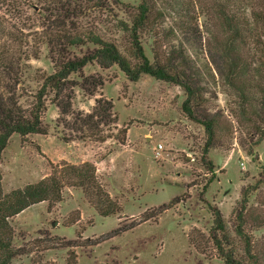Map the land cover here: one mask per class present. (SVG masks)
Masks as SVG:
<instances>
[{
	"label": "rangeland",
	"instance_id": "rangeland-1",
	"mask_svg": "<svg viewBox=\"0 0 264 264\" xmlns=\"http://www.w3.org/2000/svg\"><path fill=\"white\" fill-rule=\"evenodd\" d=\"M141 1L0 0L3 101L26 114L43 77L59 63L96 49L92 36L113 42L134 63L123 24H131ZM151 2L140 42L150 61L177 64L184 58L180 68L199 86L198 112L218 116L207 154L215 176L208 183L211 174L200 159L206 135L182 111V88L144 74L132 82L116 65L102 68L91 62L68 77L60 105L53 95L45 97L37 133L10 136L0 156L1 187L9 192L38 182L63 163L90 162L118 211L98 215L80 188L66 184L60 201L40 202L10 219L13 245L20 252L12 264H65L70 251L76 264H223L207 239L212 226L207 204L220 210L233 246L242 253L234 216L242 190L263 176L264 140L252 146L255 137L235 120L237 91L227 80L215 41L224 35L200 6L210 1ZM243 12L249 16L247 9ZM254 46L248 36L243 52L249 59L253 55L257 66L262 57L254 54ZM168 203L172 207L156 218L139 222ZM247 208L264 218V182L249 195ZM250 233L264 250V227ZM62 240L69 247H61Z\"/></svg>",
	"mask_w": 264,
	"mask_h": 264
},
{
	"label": "trees",
	"instance_id": "trees-1",
	"mask_svg": "<svg viewBox=\"0 0 264 264\" xmlns=\"http://www.w3.org/2000/svg\"><path fill=\"white\" fill-rule=\"evenodd\" d=\"M197 1L201 4L203 0ZM209 1L208 5L200 6L203 13H207L220 25L224 35L223 40L215 39V41L222 53L219 54V58L226 63L227 80L237 91L235 94L237 97L235 120L240 129L246 128L249 135L255 137L251 145L256 146L264 140V0ZM153 4L151 0H142L137 6V12L134 14L131 24L129 26L123 24L124 29L129 33L134 63L123 56L113 42L92 36V43L96 45V49L79 59L59 63L51 74L43 77L41 86L34 96V102L26 114L21 113L13 104L7 106L0 96V156L11 135L17 134L25 137L39 131L41 116L46 107L45 97L53 95L54 101L58 103L68 77L72 73L80 71L87 64L95 62L102 68L116 65L132 82H136L144 74L182 88L185 93V99L181 104L182 111L190 120L200 124L206 135L200 159L203 167L211 174L208 183L211 182L215 172L212 162L207 159V154L215 143L218 116L201 115L198 112L196 107L200 105L201 99L199 86H196L193 78L186 75L181 69L186 64L184 58L181 59V62L174 64L168 60L162 62L157 58L150 61L146 56L139 39V31L149 23ZM246 9L249 16L242 15ZM251 35L254 37V47H256L254 54L256 55L259 51V56L262 57L257 66L252 65L253 55L249 59L243 52L247 46L248 36L251 37ZM257 78L260 79L257 80ZM257 97L260 98L258 99L260 100L259 108L255 107ZM58 105L60 104L58 103ZM120 143L124 144V140H120ZM248 153H251L250 149ZM58 167L52 170L49 176L38 182L26 184L22 188H15L9 192L2 190L0 172V264H12L13 259L20 254L19 249L13 245L14 230L10 219L40 202L48 201L49 204H52L60 201L62 189L66 184L80 188L88 201L95 207L98 215L108 216L117 213L118 208L99 183L92 163L83 162L79 165L63 163ZM260 174L263 175L261 179L242 190L240 205L234 216V232L242 242L241 254H238L226 232L225 221L220 210L214 205L207 204L212 216V226L208 230L207 239L223 264H264V250L257 248V245L260 244L250 233L254 228L264 227V218L260 219L257 214L249 213L247 208L249 195L264 182V166H261ZM205 188L206 185L202 190L204 191ZM171 204L168 203L157 208L152 215L143 214L139 222L156 218L160 213L172 207ZM139 222L118 231V233L135 227L140 224ZM56 239L52 238L51 240ZM35 241L41 243V240ZM62 241V244H59L61 247H69L68 242ZM188 241L198 249V244L193 236H189ZM50 245L54 246V244ZM50 247L44 246L42 249ZM35 264H40V262ZM65 264H76L74 252H68Z\"/></svg>",
	"mask_w": 264,
	"mask_h": 264
},
{
	"label": "built area",
	"instance_id": "built-area-1",
	"mask_svg": "<svg viewBox=\"0 0 264 264\" xmlns=\"http://www.w3.org/2000/svg\"><path fill=\"white\" fill-rule=\"evenodd\" d=\"M157 148H158V149H161V148H162V146H161V145H158V146H157ZM157 153H158V152H157Z\"/></svg>",
	"mask_w": 264,
	"mask_h": 264
}]
</instances>
